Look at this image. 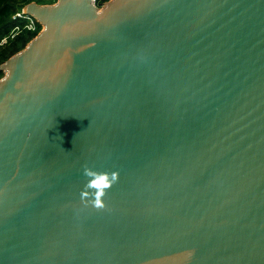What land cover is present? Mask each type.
<instances>
[{
  "label": "water",
  "instance_id": "95a60500",
  "mask_svg": "<svg viewBox=\"0 0 264 264\" xmlns=\"http://www.w3.org/2000/svg\"><path fill=\"white\" fill-rule=\"evenodd\" d=\"M0 64V264H264V0L32 1ZM85 168L118 171L105 207Z\"/></svg>",
  "mask_w": 264,
  "mask_h": 264
},
{
  "label": "trees",
  "instance_id": "16d2710c",
  "mask_svg": "<svg viewBox=\"0 0 264 264\" xmlns=\"http://www.w3.org/2000/svg\"><path fill=\"white\" fill-rule=\"evenodd\" d=\"M32 1L42 4H50L57 0H0V36L8 32L12 26V15ZM105 1L107 0H96L98 5H102ZM35 35L36 34L31 33L23 34L19 36L11 46L2 50L0 53V64L19 50L23 49ZM3 75L4 72L0 69V78Z\"/></svg>",
  "mask_w": 264,
  "mask_h": 264
},
{
  "label": "built area",
  "instance_id": "2783aa9c",
  "mask_svg": "<svg viewBox=\"0 0 264 264\" xmlns=\"http://www.w3.org/2000/svg\"><path fill=\"white\" fill-rule=\"evenodd\" d=\"M12 20L13 25L10 30L0 36V53L2 50L11 46L12 43L19 38V36L26 33L37 35L42 28L38 19L35 16L26 13L24 8L15 12L12 15Z\"/></svg>",
  "mask_w": 264,
  "mask_h": 264
},
{
  "label": "clouds",
  "instance_id": "9594fccd",
  "mask_svg": "<svg viewBox=\"0 0 264 264\" xmlns=\"http://www.w3.org/2000/svg\"><path fill=\"white\" fill-rule=\"evenodd\" d=\"M85 175L88 177H93V179L89 180L85 185V190L82 192V198H87L89 196H93V193L88 191L89 189H95L94 199L91 201L92 204L96 208L105 207V202L103 197L106 194V190L109 189L114 182L118 181L119 173L115 172H97L92 168H85Z\"/></svg>",
  "mask_w": 264,
  "mask_h": 264
},
{
  "label": "crops",
  "instance_id": "0c3cea01",
  "mask_svg": "<svg viewBox=\"0 0 264 264\" xmlns=\"http://www.w3.org/2000/svg\"><path fill=\"white\" fill-rule=\"evenodd\" d=\"M24 7H25V6H24ZM24 7H23V8H24ZM12 25H13V20H12ZM11 27H12V26H11ZM11 27H10V28H11ZM9 30H10V29H9Z\"/></svg>",
  "mask_w": 264,
  "mask_h": 264
}]
</instances>
